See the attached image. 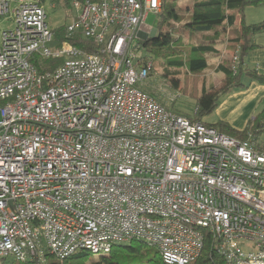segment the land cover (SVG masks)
<instances>
[{"label":"built area","instance_id":"2783aa9c","mask_svg":"<svg viewBox=\"0 0 264 264\" xmlns=\"http://www.w3.org/2000/svg\"><path fill=\"white\" fill-rule=\"evenodd\" d=\"M72 6L68 35L100 53L54 48L42 0H0V261L140 241L190 264L209 233L225 264H264V152L143 89L162 0ZM35 56L64 62L40 74Z\"/></svg>","mask_w":264,"mask_h":264},{"label":"trees","instance_id":"16d2710c","mask_svg":"<svg viewBox=\"0 0 264 264\" xmlns=\"http://www.w3.org/2000/svg\"><path fill=\"white\" fill-rule=\"evenodd\" d=\"M50 1L53 5H59L73 10L72 3L74 0H42L43 5ZM80 2L100 3L103 0H77ZM164 1V0H163ZM166 1V0H165ZM192 8L189 15L183 18L181 9L176 3H162L163 10L156 15L158 26L162 27L169 22H184L185 27L190 32H198L203 35L204 40L200 44H194L190 48V55L186 60L189 71L198 74L209 68V54H218L215 46V37H220L221 27L229 30L227 37L228 50L232 52V59L225 61L218 67V71L224 76L222 84L219 87L202 85L201 94L197 97V107L194 117H186L193 122H199L206 126L218 130L220 133L240 139L242 141H251L256 145L255 139L264 129V112L255 117L253 122L242 132L234 130L230 125L218 122L216 125H209L202 121V117L211 114L217 109L221 99L227 94L233 92L237 88H243V75H250L252 79L264 84V75L258 74L256 71L247 70L244 67L243 56L256 47L254 36L260 31H264V21L258 24L248 25L243 17V10L247 5H264V0H192ZM240 19V22L238 21ZM54 41L52 46L59 48L65 42H68L76 48L87 53L98 54L100 48L93 41L84 37L77 31L72 35H68L67 27L52 30ZM181 40L175 39L170 33H160L155 37L140 42L144 49L146 58H158L163 52H167L168 56H180L181 50L177 49V45ZM166 55V54H164ZM234 55H237V61L234 62ZM64 62V58L60 59H44L39 56L34 57V63L40 74L48 70L57 68ZM154 63V61H153ZM172 66L182 67L184 62L174 60L168 62ZM155 69V64H154ZM154 71V70H153ZM178 72L172 73V83L175 89L180 88ZM151 74L150 79L152 78ZM148 82V81H147ZM150 83L143 86L145 92L149 94ZM198 89V88H197ZM189 92V91H185ZM184 93V92H183ZM167 110L171 111V107L159 101ZM175 113V112H174ZM177 114V113H175ZM180 115V114H178ZM183 116V115H181ZM256 148L264 152L256 145ZM153 247L147 246L143 242L133 241L128 244L115 246L113 251L108 255L95 257L90 253H77L65 260L56 259L50 255H46L44 263L38 259L20 262L13 260L11 264H165L160 252ZM2 264H8L2 262ZM190 264H225V259L219 253L217 242L209 233H207L203 250L200 256Z\"/></svg>","mask_w":264,"mask_h":264},{"label":"rangeland","instance_id":"374dc122","mask_svg":"<svg viewBox=\"0 0 264 264\" xmlns=\"http://www.w3.org/2000/svg\"><path fill=\"white\" fill-rule=\"evenodd\" d=\"M176 3L181 9V15L183 18L188 17L190 9L192 8V0H162V3ZM45 10L47 13V24L52 30L58 28H65L72 23L73 18L76 15L74 10L66 8L59 5H53L50 1L45 4ZM161 10L163 7L161 6ZM161 12V11H160ZM243 17L248 25L258 24L264 21V5H247L243 10ZM2 21V20H1ZM0 21V22H1ZM184 22H169L162 27L158 26L157 16L155 14H150L146 20L145 25L142 26V31L149 33L153 29L154 34L152 37L159 35L160 33H170L175 39L181 40V43L177 45V49L181 50L180 56H168L167 52L162 51V55H158V58H152L155 64V69L153 71V76L148 80L147 83L152 84V90L156 93L158 97H161L170 107L171 111L177 114L194 117L197 107V97L201 94V86L204 84L207 87L215 86L219 87L222 84L224 78L223 74L218 71V67L224 62V60L229 61L232 59V53H224L223 44H219L218 48L221 53L209 54V68L205 71L193 74L189 71L186 63L190 55V48L194 44H200L204 40L203 35L196 31L190 32L185 27ZM5 24L2 23L1 27ZM64 44V43H63ZM62 45L59 46V48ZM55 48V47H54ZM58 49V48H57ZM166 54V55H164ZM180 60L184 62L182 67L172 66L168 62ZM178 72L180 88L175 89L172 83V73ZM198 88V89H197ZM185 91H189L186 92ZM184 92V93H183ZM149 94L154 95L149 92ZM155 96V95H154ZM202 121L209 125L218 124L215 111L211 114L202 117ZM253 122V119L249 124ZM248 124V126H249ZM247 126V127H248ZM255 142L263 146L264 145V129L259 133L255 139ZM151 250H155L152 248ZM13 258H8V260L0 261L11 264ZM87 264H92L91 261Z\"/></svg>","mask_w":264,"mask_h":264},{"label":"crops","instance_id":"0c3cea01","mask_svg":"<svg viewBox=\"0 0 264 264\" xmlns=\"http://www.w3.org/2000/svg\"><path fill=\"white\" fill-rule=\"evenodd\" d=\"M238 21L240 22V19ZM154 31L156 30L153 29L148 34L153 36ZM221 31L220 37H215L216 49L221 53L218 46L219 44H223L224 53H232L228 50L227 44L229 30L223 26L221 27ZM254 42L256 47L243 56L244 67L249 71L253 70L260 75H264V31H260L254 36ZM225 61L226 60H224V62ZM242 80L244 87L237 88L224 96L215 110L219 122L227 123L234 130L239 132L244 131L252 119L254 120L256 116L264 112V84L259 83L252 79L250 75L246 74L243 75ZM148 88L159 101H163V99L158 97L154 90H152V86L150 87L148 85ZM256 145L264 149V145L260 146L257 143Z\"/></svg>","mask_w":264,"mask_h":264}]
</instances>
